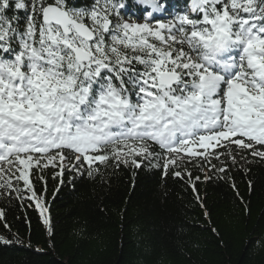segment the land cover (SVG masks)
Segmentation results:
<instances>
[{
  "label": "snow or ice",
  "instance_id": "obj_1",
  "mask_svg": "<svg viewBox=\"0 0 264 264\" xmlns=\"http://www.w3.org/2000/svg\"><path fill=\"white\" fill-rule=\"evenodd\" d=\"M249 156L264 159V0H0V196L35 200L50 235L34 168L61 184L159 168L209 217L187 165L231 179Z\"/></svg>",
  "mask_w": 264,
  "mask_h": 264
},
{
  "label": "trees",
  "instance_id": "obj_2",
  "mask_svg": "<svg viewBox=\"0 0 264 264\" xmlns=\"http://www.w3.org/2000/svg\"><path fill=\"white\" fill-rule=\"evenodd\" d=\"M187 167L193 180L200 176L209 217L193 181L159 168H110L102 181L66 173L63 184L52 179L57 169L34 168L52 234L35 200L0 196V235L22 241L0 243V264H264V159L249 156L230 169L231 179L208 171L205 180L198 166Z\"/></svg>",
  "mask_w": 264,
  "mask_h": 264
}]
</instances>
